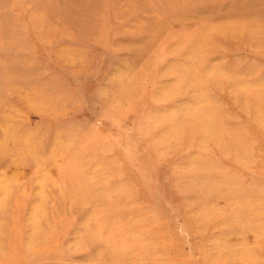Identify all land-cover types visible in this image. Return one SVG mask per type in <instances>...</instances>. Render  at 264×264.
<instances>
[{
  "label": "rangeland",
  "instance_id": "1",
  "mask_svg": "<svg viewBox=\"0 0 264 264\" xmlns=\"http://www.w3.org/2000/svg\"><path fill=\"white\" fill-rule=\"evenodd\" d=\"M0 264H264V0H0Z\"/></svg>",
  "mask_w": 264,
  "mask_h": 264
}]
</instances>
